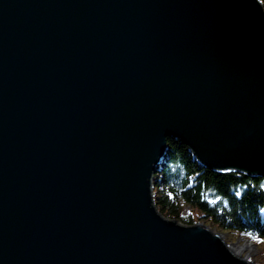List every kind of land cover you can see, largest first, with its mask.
I'll use <instances>...</instances> for the list:
<instances>
[{
  "label": "water",
  "instance_id": "water-1",
  "mask_svg": "<svg viewBox=\"0 0 264 264\" xmlns=\"http://www.w3.org/2000/svg\"><path fill=\"white\" fill-rule=\"evenodd\" d=\"M166 138L264 176L260 0H0V264H256L156 210Z\"/></svg>",
  "mask_w": 264,
  "mask_h": 264
},
{
  "label": "trees",
  "instance_id": "trees-1",
  "mask_svg": "<svg viewBox=\"0 0 264 264\" xmlns=\"http://www.w3.org/2000/svg\"><path fill=\"white\" fill-rule=\"evenodd\" d=\"M166 143L168 149L152 173V200L159 214L249 236L259 246L254 262L264 264V176L212 171L199 166L175 139L166 138ZM184 207L193 211L183 214Z\"/></svg>",
  "mask_w": 264,
  "mask_h": 264
},
{
  "label": "rangeland",
  "instance_id": "rangeland-1",
  "mask_svg": "<svg viewBox=\"0 0 264 264\" xmlns=\"http://www.w3.org/2000/svg\"><path fill=\"white\" fill-rule=\"evenodd\" d=\"M190 176L192 177L193 175L191 174ZM191 210L193 211L192 208L188 209V208L184 207L182 213L183 214H185L187 212L191 213ZM195 222L202 223L200 221H195ZM207 228L211 229V231H213V232L220 233V237H221V239L223 240L224 243L232 244V245L235 244V245L242 246L243 244H245L247 242L248 244L251 245V247L243 248L238 255H240L242 257L248 256L249 259L252 260L253 262L255 260H257V257H258L257 253L259 251V246H257L256 243L249 236L237 235V234H234V233H221V232L215 230V228L213 226H210V227L207 226Z\"/></svg>",
  "mask_w": 264,
  "mask_h": 264
},
{
  "label": "bare ground",
  "instance_id": "bare-ground-1",
  "mask_svg": "<svg viewBox=\"0 0 264 264\" xmlns=\"http://www.w3.org/2000/svg\"><path fill=\"white\" fill-rule=\"evenodd\" d=\"M245 247H251V245L248 244V243L246 242V243L243 244L242 246H239V245H235V244H233V245H231L230 248L234 251V253H236V254L238 255V254L241 252V250H242L243 248H245ZM245 259H246L247 261H250V259H249L248 256H246Z\"/></svg>",
  "mask_w": 264,
  "mask_h": 264
}]
</instances>
